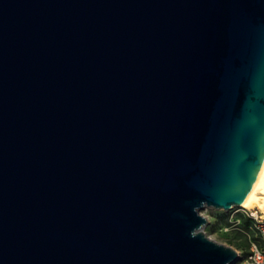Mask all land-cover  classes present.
<instances>
[{"label":"water","instance_id":"1","mask_svg":"<svg viewBox=\"0 0 264 264\" xmlns=\"http://www.w3.org/2000/svg\"><path fill=\"white\" fill-rule=\"evenodd\" d=\"M263 160L264 0H0V264H234Z\"/></svg>","mask_w":264,"mask_h":264},{"label":"rangeland","instance_id":"2","mask_svg":"<svg viewBox=\"0 0 264 264\" xmlns=\"http://www.w3.org/2000/svg\"><path fill=\"white\" fill-rule=\"evenodd\" d=\"M257 196L260 197L261 195L257 193ZM241 208L245 211H250L251 213H255L258 217H260L261 219H264L262 215L256 209H248V208H243V207ZM241 208L234 207L228 211L212 210L209 208H203L199 210V214L202 217H204L206 220V225L202 229V232L204 233V235L207 238L219 244L232 248L233 250L236 251L237 254L244 249V246L242 245V247L238 249L235 247V243H243L245 245V250H246L247 240H246L245 235L243 234V231L238 226L230 227L226 232L222 231V229L229 224L230 217L232 216L236 217V215L242 216V213L238 211V209H241ZM220 214L227 215V220H226L225 225L223 224L215 225L214 224L215 217L217 218V216ZM249 234L250 236H252L251 238H255L253 236V233L250 232Z\"/></svg>","mask_w":264,"mask_h":264},{"label":"built area","instance_id":"3","mask_svg":"<svg viewBox=\"0 0 264 264\" xmlns=\"http://www.w3.org/2000/svg\"><path fill=\"white\" fill-rule=\"evenodd\" d=\"M238 211L242 213L243 218L249 219V230L253 233L256 241L252 240L250 232H243L247 240L245 255L241 256V252H239L238 260L234 264H264V219L242 208ZM238 224L239 219L232 216L229 224L222 231L226 232L230 227L238 226Z\"/></svg>","mask_w":264,"mask_h":264},{"label":"bare ground","instance_id":"4","mask_svg":"<svg viewBox=\"0 0 264 264\" xmlns=\"http://www.w3.org/2000/svg\"><path fill=\"white\" fill-rule=\"evenodd\" d=\"M240 207L256 209L264 218V160Z\"/></svg>","mask_w":264,"mask_h":264},{"label":"trees","instance_id":"5","mask_svg":"<svg viewBox=\"0 0 264 264\" xmlns=\"http://www.w3.org/2000/svg\"><path fill=\"white\" fill-rule=\"evenodd\" d=\"M236 217L239 219V224L238 227L243 231V232H250L249 230V219L247 218H243L242 216L236 215ZM226 220H227V215L224 214H220L217 216V218L215 217V225L218 224H226ZM252 240L256 241L255 238H252ZM242 245L244 246V249L241 251V256L245 255V245L243 243H235V247L240 249L242 247Z\"/></svg>","mask_w":264,"mask_h":264}]
</instances>
